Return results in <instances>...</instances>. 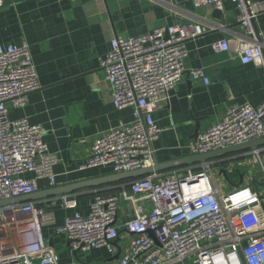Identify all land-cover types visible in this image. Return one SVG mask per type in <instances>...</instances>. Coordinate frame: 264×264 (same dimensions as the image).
<instances>
[{
  "label": "built area",
  "instance_id": "2783aa9c",
  "mask_svg": "<svg viewBox=\"0 0 264 264\" xmlns=\"http://www.w3.org/2000/svg\"><path fill=\"white\" fill-rule=\"evenodd\" d=\"M197 5L224 8V0H193ZM245 28L238 37L237 57L264 65V46L253 27L262 7L251 0H231ZM4 1L0 0V7ZM206 31L201 24L158 27L138 36L117 37L100 59L116 108L133 106L129 123L98 135L81 168L106 167L128 172L154 164L153 142L163 129L154 113L168 105L171 91L188 74L208 82L202 69H186L187 41ZM217 52L230 50L228 40L216 41ZM41 87L29 45L0 44V199L37 191L47 179L56 185L57 154L49 151L42 125L27 118L11 119L8 104L24 106ZM264 138V101L236 104L221 122L191 142V154L207 153ZM264 148L195 164L167 173L155 172L92 192L89 212L77 210L76 196L64 195L60 205L75 209L58 228L74 253L105 247L119 254L118 264H264ZM255 165L253 182L240 168ZM214 169L225 175L240 170L244 182L233 189L217 186ZM239 173V172H238ZM240 177V175H239ZM255 181V182H254ZM54 217L33 201L0 207V264H60L48 245L44 225ZM122 232L131 235L123 252L116 244Z\"/></svg>",
  "mask_w": 264,
  "mask_h": 264
},
{
  "label": "crops",
  "instance_id": "0c3cea01",
  "mask_svg": "<svg viewBox=\"0 0 264 264\" xmlns=\"http://www.w3.org/2000/svg\"><path fill=\"white\" fill-rule=\"evenodd\" d=\"M3 1L0 44L27 43L41 84L24 106L8 104L9 117L42 125L49 151L59 157L54 166L56 185L42 179L38 194L111 173L102 166L82 169L81 164L92 153L98 135L135 118L133 106L115 107L110 83L100 67V59L117 37L138 36L170 25L197 23L206 29L187 41L184 64L188 70L202 69L208 82L186 74L171 91L169 104L154 113L163 129L153 142L155 158L161 163L191 155V142L221 122L227 108L243 103L258 106L264 101V65L243 63L237 57L238 37H243L245 28L231 0H224L223 9L197 5L193 0ZM251 1L262 7L253 27L264 46V0ZM216 10L219 15H215ZM221 40L229 41L230 50H214L213 43ZM252 182L253 176L248 183ZM91 189L32 200L54 217L43 230L60 264H118L117 254L105 247L74 253L66 233L58 231L66 216L75 211L62 207L60 198L76 196L77 210L86 215L93 197ZM130 238L122 232L116 240L121 253Z\"/></svg>",
  "mask_w": 264,
  "mask_h": 264
},
{
  "label": "water",
  "instance_id": "95a60500",
  "mask_svg": "<svg viewBox=\"0 0 264 264\" xmlns=\"http://www.w3.org/2000/svg\"><path fill=\"white\" fill-rule=\"evenodd\" d=\"M220 11L216 10L215 15H219ZM260 41L261 38H260ZM264 146V138L252 140L249 142H245L242 144L234 145L231 147H227L224 149L214 150L207 153H200V154H191L180 159L167 161V162H159L156 158L154 159V164L150 167L141 168L138 170L128 171V172H120V173H109L102 176H98L95 178H91L88 180L80 181L74 184L61 186L58 188L49 189L43 193L38 194L34 192L29 195H22L19 197H15L14 199H0V207L4 205H8L11 203H21V202H29L32 200H36L39 197H54L56 195L71 193L74 191L89 189V188H98L109 184H115L131 179H136L139 177H143L155 172H163L179 167L184 166H192L195 164H205L207 162L221 159L230 155L239 154L242 152H246L248 150H252L255 148H259ZM240 175V183L243 184L244 182V173L238 170ZM255 182V181H254ZM78 252H76L77 254ZM119 254L116 255L114 258H118Z\"/></svg>",
  "mask_w": 264,
  "mask_h": 264
},
{
  "label": "rangeland",
  "instance_id": "374dc122",
  "mask_svg": "<svg viewBox=\"0 0 264 264\" xmlns=\"http://www.w3.org/2000/svg\"><path fill=\"white\" fill-rule=\"evenodd\" d=\"M244 171H245V181L248 182L252 176L254 174H257V169H256V166L255 165H246L244 166ZM213 174H214V177H215V181L217 183V186H219V188L223 191H226V192H229L233 189V183L234 182L233 180H237L239 181L240 177H239V173L238 171H236L235 173H232V174H229L228 178L230 182L225 175H221L219 174V171L217 169H214L213 171ZM259 189L262 190V193L264 194V185H260L259 186Z\"/></svg>",
  "mask_w": 264,
  "mask_h": 264
},
{
  "label": "trees",
  "instance_id": "16d2710c",
  "mask_svg": "<svg viewBox=\"0 0 264 264\" xmlns=\"http://www.w3.org/2000/svg\"><path fill=\"white\" fill-rule=\"evenodd\" d=\"M111 185H114V184H111ZM111 185H108V186H111ZM104 187H106V186H104ZM98 188H101V187H98ZM92 189L94 190V189H96V188H92ZM92 189H91V190H92Z\"/></svg>",
  "mask_w": 264,
  "mask_h": 264
}]
</instances>
